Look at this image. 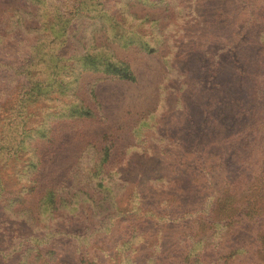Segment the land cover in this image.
Listing matches in <instances>:
<instances>
[{
    "label": "trees",
    "instance_id": "trees-1",
    "mask_svg": "<svg viewBox=\"0 0 264 264\" xmlns=\"http://www.w3.org/2000/svg\"><path fill=\"white\" fill-rule=\"evenodd\" d=\"M163 2L68 0L57 4L50 0V27H46L50 34L37 43L41 56L29 55L23 66L24 82L14 81L13 98L0 104L6 114L0 119V205L6 211L22 207L24 201L7 185L3 170L9 162L22 159L23 165L36 166L27 155L30 144L23 137L27 130L41 129H24L22 121L29 118L24 115L27 107L57 95L50 100L62 104L58 111L49 113L50 117H89L90 110L73 95L83 73L135 80L129 64L117 60L106 46L96 45L95 36L101 34L108 43L134 45L153 53L156 48L146 27L156 21L146 16L138 19L131 9ZM242 4L241 19L230 37L221 45L204 47L205 52L212 51L208 59L199 49L194 50L211 94L208 102L201 104L197 135L185 126L182 136L170 139L176 140L177 150L164 152L170 175L181 177L191 168L190 187H179L178 178H174L167 185L166 196L155 199L141 186L133 185L123 199L106 171L111 153L104 146L85 170L84 186L92 195L80 189L62 199L56 189L45 191L40 207H44L42 215L50 208V242L33 231L29 237L32 242L24 247L21 258L18 254L16 264H28L27 258L31 264H49L48 254L50 264H264V0ZM214 15L215 24L232 20L222 9ZM244 57L247 63L243 64ZM226 60L231 62L235 79L221 83V65ZM40 63L46 64L38 71L41 74L30 71ZM217 99L231 110L224 126L212 119ZM17 116L22 121L15 124ZM7 119L13 121L6 131ZM33 184L27 187L29 193L35 190ZM188 191L193 196L183 201ZM38 214L40 223L42 215ZM19 219L24 217L15 214L10 221ZM21 246L18 244L22 250ZM70 249L72 259L67 257L69 251L65 252ZM9 257L0 249V264L12 260Z\"/></svg>",
    "mask_w": 264,
    "mask_h": 264
},
{
    "label": "rangeland",
    "instance_id": "rangeland-1",
    "mask_svg": "<svg viewBox=\"0 0 264 264\" xmlns=\"http://www.w3.org/2000/svg\"><path fill=\"white\" fill-rule=\"evenodd\" d=\"M67 1L52 0L57 4ZM242 1L256 2L164 0L157 6L135 5L131 12L136 18L146 16L156 21L146 27L148 35L151 33L149 39L155 52L141 51L134 45L122 47L106 42L101 34L95 36L96 45L106 46L117 60L129 64L135 75L133 82L85 72L73 95L90 110L89 117H50L49 113L58 111L57 107L62 104L50 100L57 95L27 107L24 115L29 118L25 121L17 116L19 119H15V124L22 121L24 129L40 128L42 132L27 130L23 137L30 144L27 155L33 157L36 166L27 167L22 159L21 162H9L2 172L7 185L24 201L22 207L7 208V211L3 204L0 205V249L10 254L9 259L17 252V257L4 264H16L18 254L21 258L24 247L32 242L29 237L33 231L50 242L53 225H50V208L42 215L44 207H40L47 189L58 190L62 199L70 198L80 189L92 195L89 187L84 186L85 170L92 166L104 146L109 147L111 153L106 171L123 199L130 194L133 185L141 186L145 194L155 199L166 196L167 185L174 178H178L179 187H190L191 168L181 177L170 175L164 152L177 150L176 140L170 139L182 136L185 126L191 127L192 135H197L196 126L202 119L201 104L208 102L211 94L205 70L199 71L198 53L194 50L199 49L208 59L212 51L205 52L204 47L209 43L221 45L223 39L230 37L232 28L241 19ZM221 9L225 17L231 15L232 20L215 24L214 14ZM46 27H50V0H0V80L3 82H0L3 98L0 104L13 98L14 81L24 82L23 66L29 55L33 52L38 54L37 57L41 56L37 43L50 34ZM241 63H247L245 57ZM201 65H205L204 60ZM45 67L46 64L40 63L30 71L41 74L38 71ZM234 79L231 62L226 60L221 65V83ZM91 91L94 98H91ZM217 101L213 102L212 119H218L224 126L231 118V110ZM3 108L0 107V119L6 115ZM12 121L7 119L6 131ZM19 173L24 175L19 177ZM31 184L35 190L29 193L27 187ZM192 196L188 191L182 200H191ZM39 211L42 215L40 223ZM15 214L24 219L11 222ZM18 244L22 245V250ZM65 252H68L67 257L73 258L72 249ZM46 258L50 264V255ZM27 261L31 264L32 260L27 258Z\"/></svg>",
    "mask_w": 264,
    "mask_h": 264
}]
</instances>
